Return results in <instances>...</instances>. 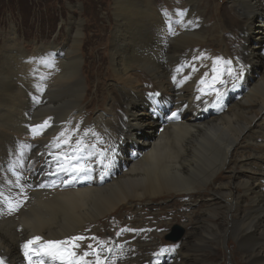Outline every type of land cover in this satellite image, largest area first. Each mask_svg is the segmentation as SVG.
Here are the masks:
<instances>
[{
    "label": "bare ground",
    "instance_id": "obj_1",
    "mask_svg": "<svg viewBox=\"0 0 264 264\" xmlns=\"http://www.w3.org/2000/svg\"><path fill=\"white\" fill-rule=\"evenodd\" d=\"M229 1L230 20L217 11L219 20L208 24L207 0H178V12L154 0H111L109 43L106 51L97 47V55L88 53L94 40L75 15L67 38L35 43L31 55L15 32L8 34V44L0 45V60L11 56L6 65L0 62L4 264H28L23 245L36 236L42 239L33 247L84 237L79 247L67 245L78 264H97V254L102 264H148L149 256L128 250L127 235L110 242L122 220L110 235L106 231L120 209L168 196L179 208L182 200L189 202L185 217L192 229L165 262L264 264V0ZM88 55L92 60L85 62ZM229 60L241 78L224 71ZM13 66L23 81L37 82L34 101L8 77ZM214 68L223 73V84L214 82ZM95 74L96 84H110L97 89L101 104L88 112L86 89ZM100 152L105 159L95 157ZM63 155L91 167L106 165L77 179L65 171L53 176ZM9 202L19 207L10 210ZM161 244L150 248L153 255L172 249ZM39 260L33 255V264Z\"/></svg>",
    "mask_w": 264,
    "mask_h": 264
},
{
    "label": "rangeland",
    "instance_id": "obj_2",
    "mask_svg": "<svg viewBox=\"0 0 264 264\" xmlns=\"http://www.w3.org/2000/svg\"><path fill=\"white\" fill-rule=\"evenodd\" d=\"M156 1L159 4H167L169 7H165L171 10V12L175 8L176 12H178L179 8L176 7V5H181L178 0H174L169 3V0H154L155 3ZM206 3L210 6L205 10L207 13V19H209L208 24H215L216 20H219L216 18L217 11H219V14L222 16V18H228V20H230L229 17L232 15V13L226 5H231V1L207 0ZM109 6H111V0H0V45H3V43L8 44L10 39L6 37L10 32H15L16 36L21 41L23 40V49L26 51V53L31 55V52L34 51L33 47L35 43H37V45L40 44L43 46H48L53 44V42H62L65 38H67V31H70L68 29V23L72 18L70 15H75L77 18H81L83 20L82 22L84 23V27L86 29L84 35L86 37L88 36L89 39L94 40V44L91 43L87 49L88 53L92 51V53L94 52L95 55H97V47L103 48V50L106 51L105 46L109 43V40H106V36L111 29L108 22V16L109 20H112V13L110 12L111 7L109 9ZM213 11L214 14H212ZM198 43L199 42H197V44ZM211 43L214 44V42ZM215 45L216 44H214L213 48L215 49V53H218L217 47ZM1 52L2 49L0 48V53ZM261 52L263 53V50ZM54 53H57V51H54ZM10 58L11 56L7 59H1L0 62L2 65H6ZM30 58L34 57H27V59ZM88 59L92 60L90 55L87 56L85 62H87ZM105 59H108L107 54L105 55ZM262 64H264V60L262 61ZM87 66L89 67V62ZM107 67L108 65L106 61L102 70L105 77L103 81L104 83H106L107 80ZM7 72L9 73V71ZM17 75L18 72L16 73V66H13L11 72L8 74V77L13 81L15 86L17 85L28 95L31 101H34L35 97L32 88L37 89V82H25L21 79L20 75ZM96 77V74L92 76L90 80V86L86 89L87 95L85 98V103L88 104V112L92 110L93 107L101 104V102L97 100L96 94L97 89L101 90V85L103 82L100 81L98 84H96L98 79ZM106 85H102L105 91L107 87ZM216 181L220 182L218 178ZM175 201V196H168L158 201L150 199L145 203H138L137 205H134L135 207L128 205L126 209H120L119 213L114 216L112 220L113 227L111 229L107 228L110 230V232H107V230L106 234L110 235L111 231L114 232L118 228L119 219L122 220L121 223H123L122 230L116 234L117 237H111V235L110 237H107L112 243L114 239H122L123 235L125 234L127 235V248L131 254L137 258H141L144 255L149 256V261L152 262V264L155 262V264H169L164 261L166 258H168L167 254L179 252L183 248L187 234L192 229V226L186 221L185 217V215L188 214L190 210L189 202L182 200L180 206L184 207L179 208V205L173 206ZM222 204L223 203L220 204V210L225 209V207L221 206ZM164 206H166V208ZM197 207H199V205H197ZM176 210H178L179 215L182 214L183 218L176 217ZM158 213L161 214V219L158 218ZM176 226L178 229L175 230ZM100 227L103 229L102 231L105 230L104 226ZM179 234L183 236H181V240L177 242L169 241L170 239L172 240L173 236ZM152 237L154 241L150 243L149 240ZM224 242L223 249L226 250V252H229L230 248L227 245L226 240ZM232 242L237 243L234 239H232ZM160 244L163 246L162 248L165 246L172 248V250H166L162 255L159 253H154L153 255L150 248L159 247ZM122 245H124V242ZM240 254H242L241 251ZM144 259L145 258L142 259L143 262ZM219 260V263L230 264L228 261L225 262L224 259L219 258ZM133 264L138 263L135 262Z\"/></svg>",
    "mask_w": 264,
    "mask_h": 264
},
{
    "label": "snow or ice",
    "instance_id": "obj_3",
    "mask_svg": "<svg viewBox=\"0 0 264 264\" xmlns=\"http://www.w3.org/2000/svg\"><path fill=\"white\" fill-rule=\"evenodd\" d=\"M181 15H183V13H181ZM220 59L221 58H217V63H220ZM224 63L229 65V67H227L224 71H226L228 75L230 76L235 75L236 78L239 79V76L235 73V70L230 67L232 62L229 60V61H225ZM213 71L217 72V75L213 78L214 82L219 81V83L223 84L224 81L221 79L223 73L215 68L213 69ZM200 83L204 84L205 81L201 80ZM200 91H203V89H200ZM216 95L217 97H219L222 94L218 90H216ZM197 99H199V97H197ZM47 124L48 122L45 121V123L43 125L38 126V128L42 129L46 127ZM33 131L35 132L37 131V129H33ZM61 135H63V133H61ZM75 151L79 152L81 151V148L78 147ZM63 159L65 161H68V164L61 165V169H60L61 171L75 174V176H78L82 173H88L91 171V169L88 168L85 164L79 162V160L81 159L80 157L73 156L70 159L68 156L65 155ZM75 176L73 178H75ZM18 207H19V203L12 205L11 202H9L10 210H15ZM41 239H42L41 237L36 236L24 243L23 245L24 256L28 260V264H33V255L40 256V260L38 264H44V260H43L44 256H47L50 261L58 260L60 261V264H78V261L76 259H73L76 256L75 252L72 251V248L67 247V245H72V247H79V245L76 242L83 240L84 237L74 236L71 237L69 240L45 241L43 244L38 245V247H33V245H36L37 242L41 241ZM89 247L91 246L89 245ZM168 250H172V249H168ZM41 253L43 255H41ZM84 255L87 256L89 255V253H85ZM80 259L82 260L83 257H80ZM0 264H4L3 259H0ZM97 264H102V261L99 260L98 254H97Z\"/></svg>",
    "mask_w": 264,
    "mask_h": 264
},
{
    "label": "water",
    "instance_id": "obj_4",
    "mask_svg": "<svg viewBox=\"0 0 264 264\" xmlns=\"http://www.w3.org/2000/svg\"><path fill=\"white\" fill-rule=\"evenodd\" d=\"M178 229L177 226L175 227V230ZM181 234L180 235H176V239H180L181 238Z\"/></svg>",
    "mask_w": 264,
    "mask_h": 264
}]
</instances>
